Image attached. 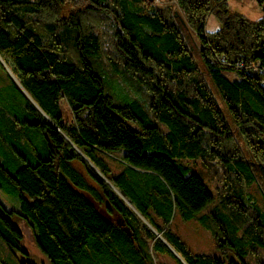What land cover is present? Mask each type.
<instances>
[{"label": "trees", "instance_id": "1", "mask_svg": "<svg viewBox=\"0 0 264 264\" xmlns=\"http://www.w3.org/2000/svg\"><path fill=\"white\" fill-rule=\"evenodd\" d=\"M176 1L198 59L177 12L148 0H0V58L24 89L6 72L0 190L17 208L0 197V240L18 264H35L18 221L51 264H184L169 245L187 264H264L249 192L264 175V0L258 19L228 0ZM203 164L221 171L215 195ZM175 213L212 248L192 249Z\"/></svg>", "mask_w": 264, "mask_h": 264}, {"label": "rangeland", "instance_id": "2", "mask_svg": "<svg viewBox=\"0 0 264 264\" xmlns=\"http://www.w3.org/2000/svg\"><path fill=\"white\" fill-rule=\"evenodd\" d=\"M148 1L152 2V4L159 7L167 6L173 12L175 13L177 12L178 14L177 16L179 17V18L177 17V19L179 20L181 18L183 24L185 23L186 25L187 29L185 28V34L188 44L193 50L195 57L198 59L197 51L199 48V41L195 33L192 31L191 27L184 21L182 11L179 5L177 4V1L176 0H148ZM228 6L230 10L240 12L249 19H258L262 15V8L256 0H228ZM218 26H219V21L215 17V15L213 14L209 15L206 21V29L213 30L216 29ZM8 69L9 68H7L3 64L2 59L0 58V86L10 84V78L7 76L6 73L8 72L10 74ZM200 69L202 71V74L205 76L207 84L209 85L213 94L217 98L219 104L222 107H224L220 96L216 92L213 83L211 82L209 76L207 75V72L205 71L201 63H200ZM224 74L230 79H233L235 77L234 73L232 72H224ZM12 75L17 80V78L13 73ZM63 107L65 114L68 115V109L65 103H63ZM239 141L241 142V145L243 146L245 153L248 154V150L246 149V146L244 145L242 139H239ZM107 160L110 166L114 170H119L122 167V163L119 157L116 155L108 156ZM196 167L202 170L203 176L208 181L210 185V189L212 193L215 195L214 188L219 183V179L221 176L220 169L212 165L206 166L204 164L200 166L196 165ZM249 192L253 196L255 202L264 210V175L260 173H256V180L250 186ZM0 197L4 199L11 207L17 208V202L2 190H0ZM18 224L23 232V244L27 252L31 256V259L34 261V263L51 264L48 258L45 255H43L36 247L29 226L24 221H18ZM171 226L174 230H176L178 234H180L187 241V243L195 251H208L212 248V238L209 232L199 223L196 217L184 220L177 213H175L171 222ZM157 258L159 261H161L164 264H179L176 261V259H174L172 256L168 254L158 255ZM19 259L24 260L16 252H12L9 249H7L4 243L0 240V260H2L0 264H18Z\"/></svg>", "mask_w": 264, "mask_h": 264}, {"label": "water", "instance_id": "3", "mask_svg": "<svg viewBox=\"0 0 264 264\" xmlns=\"http://www.w3.org/2000/svg\"><path fill=\"white\" fill-rule=\"evenodd\" d=\"M9 70V69H8ZM11 76L13 77V79L15 80V82L22 88V86L20 85V83L14 78V76L12 75L11 71L9 70ZM23 89V88H22ZM24 91V89H23ZM158 236H161L160 233H158ZM169 248L174 252V254L184 263V264H187L183 258L169 245Z\"/></svg>", "mask_w": 264, "mask_h": 264}]
</instances>
